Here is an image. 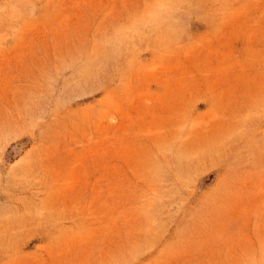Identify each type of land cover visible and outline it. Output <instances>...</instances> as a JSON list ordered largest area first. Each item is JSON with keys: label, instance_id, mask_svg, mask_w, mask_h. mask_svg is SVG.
<instances>
[{"label": "rangeland", "instance_id": "obj_1", "mask_svg": "<svg viewBox=\"0 0 264 264\" xmlns=\"http://www.w3.org/2000/svg\"><path fill=\"white\" fill-rule=\"evenodd\" d=\"M0 264H264V0H0Z\"/></svg>", "mask_w": 264, "mask_h": 264}]
</instances>
